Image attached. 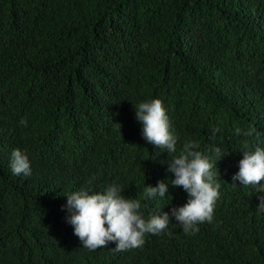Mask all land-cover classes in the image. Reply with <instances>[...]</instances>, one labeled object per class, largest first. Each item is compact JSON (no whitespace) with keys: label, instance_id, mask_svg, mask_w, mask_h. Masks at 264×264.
<instances>
[{"label":"trees","instance_id":"16d2710c","mask_svg":"<svg viewBox=\"0 0 264 264\" xmlns=\"http://www.w3.org/2000/svg\"><path fill=\"white\" fill-rule=\"evenodd\" d=\"M154 99L175 153L143 137L136 108ZM186 141L221 184L212 221L188 233L171 212L189 194L168 171ZM245 142L264 149V0H0V264H264V193L232 185ZM14 149L30 175L12 172ZM160 181L168 194L144 197ZM113 184L168 228L85 248L66 196Z\"/></svg>","mask_w":264,"mask_h":264},{"label":"clouds","instance_id":"9594fccd","mask_svg":"<svg viewBox=\"0 0 264 264\" xmlns=\"http://www.w3.org/2000/svg\"><path fill=\"white\" fill-rule=\"evenodd\" d=\"M136 118L143 125L142 133L147 142L166 149L169 154L177 151L178 137L171 130V124L160 99L143 102L136 108ZM20 125L27 127L26 120ZM121 131V125L115 123ZM220 128L212 129L211 139H215ZM240 134V129L236 130ZM256 133L253 126L244 133L252 136ZM198 145L186 141L179 155L169 160L168 171L174 174L171 180L173 187H182L188 194V202L180 208H173L171 216L179 222L185 233L199 231L197 224L211 222L214 205L219 198L221 184L212 171L210 158L195 150ZM243 159L239 164V172L233 176L243 186H253L256 193H264V149L256 147L250 150L244 143ZM213 151L221 160V149L214 147ZM11 170L14 174L30 175L31 166L28 155L20 149H14L11 154ZM168 184L160 181L158 186H147L144 197H164L168 194ZM64 208L69 213L67 222L74 227V234L80 238L85 248L95 250L105 247L109 242H115V251L139 248L144 244L146 233L157 234L170 224V215H153L148 221L140 214L141 202L138 199L126 198L121 195V188L113 184L103 192H91L81 189L66 196ZM260 201L257 211H264V195H258ZM107 225V226H106Z\"/></svg>","mask_w":264,"mask_h":264}]
</instances>
